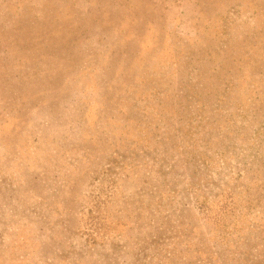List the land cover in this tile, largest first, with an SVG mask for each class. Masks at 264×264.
Masks as SVG:
<instances>
[{
    "label": "rangeland",
    "instance_id": "obj_1",
    "mask_svg": "<svg viewBox=\"0 0 264 264\" xmlns=\"http://www.w3.org/2000/svg\"><path fill=\"white\" fill-rule=\"evenodd\" d=\"M0 264H264V0H0Z\"/></svg>",
    "mask_w": 264,
    "mask_h": 264
}]
</instances>
